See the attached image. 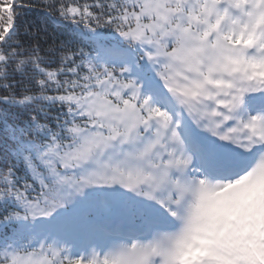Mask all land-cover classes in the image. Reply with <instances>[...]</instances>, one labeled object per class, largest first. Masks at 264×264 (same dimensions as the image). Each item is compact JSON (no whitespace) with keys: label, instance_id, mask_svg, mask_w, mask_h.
Returning <instances> with one entry per match:
<instances>
[{"label":"snow or ice","instance_id":"obj_1","mask_svg":"<svg viewBox=\"0 0 264 264\" xmlns=\"http://www.w3.org/2000/svg\"><path fill=\"white\" fill-rule=\"evenodd\" d=\"M0 264H264V0H0Z\"/></svg>","mask_w":264,"mask_h":264}]
</instances>
